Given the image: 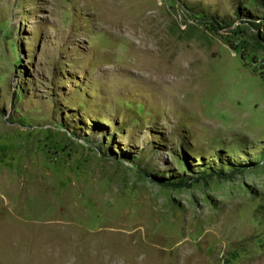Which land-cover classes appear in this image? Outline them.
Returning <instances> with one entry per match:
<instances>
[{"label":"rangeland","instance_id":"rangeland-1","mask_svg":"<svg viewBox=\"0 0 264 264\" xmlns=\"http://www.w3.org/2000/svg\"><path fill=\"white\" fill-rule=\"evenodd\" d=\"M263 18L0 0V264H264Z\"/></svg>","mask_w":264,"mask_h":264},{"label":"trees","instance_id":"trees-1","mask_svg":"<svg viewBox=\"0 0 264 264\" xmlns=\"http://www.w3.org/2000/svg\"><path fill=\"white\" fill-rule=\"evenodd\" d=\"M263 21H264V18H263ZM216 23H218V24L220 23V26H219L220 28L226 27L228 29V28L231 27V24L230 23H226L224 20H221L220 22H216ZM214 30H218L217 27H215Z\"/></svg>","mask_w":264,"mask_h":264}]
</instances>
